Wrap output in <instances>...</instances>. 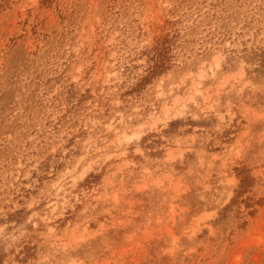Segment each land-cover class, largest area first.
Listing matches in <instances>:
<instances>
[{
  "label": "rangeland",
  "instance_id": "374dc122",
  "mask_svg": "<svg viewBox=\"0 0 264 264\" xmlns=\"http://www.w3.org/2000/svg\"><path fill=\"white\" fill-rule=\"evenodd\" d=\"M0 264H264V0H0Z\"/></svg>",
  "mask_w": 264,
  "mask_h": 264
}]
</instances>
